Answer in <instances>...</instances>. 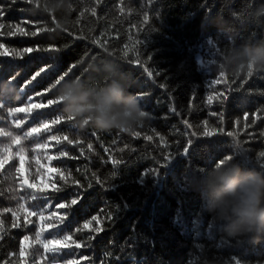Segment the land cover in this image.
Listing matches in <instances>:
<instances>
[{
	"label": "trees",
	"instance_id": "1",
	"mask_svg": "<svg viewBox=\"0 0 264 264\" xmlns=\"http://www.w3.org/2000/svg\"><path fill=\"white\" fill-rule=\"evenodd\" d=\"M247 2L71 0L69 10L52 14L34 10L32 0H0V88L12 82L11 94L0 96L5 101L0 129L21 137L41 122L52 129L22 142V165L15 156L18 146L9 149L22 167L16 187L21 178L46 185L48 204L44 220L31 216L32 225L12 228L37 209L30 202L18 209L7 192L13 185L7 179L0 182L5 192L0 196L5 229L0 233V264H264V235L259 240L228 236L194 187L195 179L225 156L242 170L264 169V71L235 77L224 72L221 77L215 70L235 28L237 45L264 39V19L245 24L232 16ZM19 29L29 35L21 36ZM26 48L59 51L51 58L12 55ZM109 53L131 70L134 82L125 92L140 93L137 100L150 114L134 131L101 130L91 123L81 128L75 118L68 121L62 103L49 104L58 101L53 85L61 77L101 85L103 80L84 67ZM50 65L52 70L33 82ZM214 80L219 83L211 84ZM36 105L43 113L36 119L27 112L8 115L13 108L35 111ZM16 121H22L19 128ZM205 130L214 134L204 136ZM37 143L48 147L33 151ZM4 144H10L9 137H0V146ZM54 217H64V223ZM49 224L61 229L42 237L59 242L62 252L56 258L42 247L34 251L35 232Z\"/></svg>",
	"mask_w": 264,
	"mask_h": 264
},
{
	"label": "clouds",
	"instance_id": "2",
	"mask_svg": "<svg viewBox=\"0 0 264 264\" xmlns=\"http://www.w3.org/2000/svg\"><path fill=\"white\" fill-rule=\"evenodd\" d=\"M32 4L34 10L52 14L71 8V0H32ZM232 16L237 22L243 20L245 24L258 25L264 19V0H248L241 11H233ZM237 31L235 28L228 33L233 42L221 52L215 70L234 77L250 69L264 71V39L255 44L237 45L234 43ZM84 71L98 75L103 83L91 86L84 78L75 77L53 85L64 113L75 118L79 127L91 123L101 130L116 128L127 132L148 121L150 114L137 100L140 93L125 92L126 86L134 80L120 57L106 54L89 61ZM194 187L228 236L251 235V239L259 240L264 235V169L242 170L229 163V157L225 156L203 171L195 179Z\"/></svg>",
	"mask_w": 264,
	"mask_h": 264
},
{
	"label": "snow or ice",
	"instance_id": "3",
	"mask_svg": "<svg viewBox=\"0 0 264 264\" xmlns=\"http://www.w3.org/2000/svg\"><path fill=\"white\" fill-rule=\"evenodd\" d=\"M99 2V0H97V3ZM92 14L95 15V9H92ZM41 31H48V29H42ZM19 34L21 36L24 35H29V33H26L23 29H19ZM37 33L36 32H32L31 35L35 36ZM59 50L56 48H47V49H42V48H26L23 50V52H16L15 50H13L12 55L14 57H22L24 54L27 53H43L45 55H49V57L51 58V53L53 52H58ZM7 54V53H5ZM75 66V65H74ZM54 67V65H50L48 67L45 68H41L32 78L33 82L36 81L37 77H41L42 75H47L48 72H50L52 70V68ZM253 70H249V75L252 74ZM149 75H151V73H149ZM225 73L224 72H220V76L224 77ZM63 79V77H61V79L56 81V84H59L60 81ZM11 81L8 82V85H5L3 88H0V96H9L11 94V87L9 85H11ZM219 83V80H214L211 81V84H217ZM27 87V85L25 86ZM23 91V89L21 90ZM213 96H209L208 97V104H212L213 103ZM216 100H219L220 97L216 96L215 97ZM29 100H31V98H29ZM4 103L5 101L3 99H0V109H2L4 107ZM52 103H62L61 100L58 99V101H49V104ZM41 108L40 105H36L35 106V111L33 108H28V109H22V108H13V109H9L8 110V115L9 116H13L15 113L17 112H27L28 114L33 116V119L38 118L40 115H42L43 113L39 111V109ZM213 115H215V113H213ZM0 119H3V117H0ZM221 119H223V117H221ZM73 118L72 117H68V121H72ZM57 121H52L53 124L57 123ZM22 121H16L15 125L17 128H19L21 126ZM185 124H187V121H184ZM207 123V121H205V124ZM52 129L48 126L47 123L45 122H41L40 126L37 128H32L30 130H28L27 132H24L23 136H19V135H13L12 132L10 131H5L4 129H0V137H9L10 138V144H4L2 146H0V182H3V180L7 179L11 182V184L13 186L9 187L7 189L8 193H11L10 199L13 200L14 202L17 203L18 205V209H25V203H29L30 202V206L37 209V211L35 212H27V215L25 216V222L24 224H20L18 221L14 222L12 224V228H27L28 225H32L33 221L31 219H29V217L31 216H39L40 220H44V212L47 211V207L46 205L48 204V197L45 195L47 186H40L38 187L36 184L33 183H29L27 178H21L18 187H16L17 184V175L20 174L22 172V167H17L14 159L15 157L8 155L9 149L11 147V145H17L18 146V151L15 154L16 157H19L21 165L24 162V155L23 153L25 152L24 147L22 146V142L25 140H28L29 138L32 139H39L41 136V132H50ZM223 131V130H221ZM214 134L211 131H207L205 130L203 135L204 136H210ZM230 136H233V133L229 132L227 133ZM133 135H135L136 137L140 136L139 132H134ZM50 139L52 140H56L57 144H59L61 141L53 136L50 137ZM64 140L67 141V143L69 145L73 144V141L68 139V137H64ZM147 140H152V136H147L146 137ZM48 147L47 143H37L35 145V149H33V151L37 150V149H46ZM89 148H91V145L88 146ZM61 156H66L67 153H61ZM261 157H264V153H260ZM49 159H53V157H49ZM11 161V163H10ZM7 165V168H6ZM61 180L64 179L63 176L60 177ZM52 188L54 191H59L58 188H56L55 184L52 185ZM22 190V191H21ZM5 195L4 191H0V196ZM72 204H75L76 201L73 200L71 202ZM59 207H65L64 205H60ZM68 207H71V205H69ZM5 212H9L12 211L11 209H5ZM12 215L13 217L17 216V212L12 211ZM54 219L56 221H58L59 224H63L64 223V217H54ZM50 229H53L54 231H50ZM61 229L58 227L57 224H49L48 227H44L41 228L40 230L35 232V244L38 246L34 249V251H39V248L42 247L44 249V251L46 253L51 254V256L53 258H56L61 252L62 249L57 247L56 244L59 243L58 241H53V240H48V239H42V237L47 234V235H58L59 231ZM5 229H4V225H3V221H0V233H4ZM28 237H25V240H27ZM64 240L67 241L68 237L65 236ZM72 243L74 244L75 241H72ZM65 248L69 249V252H71L72 250L69 248L68 244L64 245ZM24 252V248L22 246L21 248V255H23ZM68 254V253H65Z\"/></svg>",
	"mask_w": 264,
	"mask_h": 264
},
{
	"label": "bare ground",
	"instance_id": "4",
	"mask_svg": "<svg viewBox=\"0 0 264 264\" xmlns=\"http://www.w3.org/2000/svg\"><path fill=\"white\" fill-rule=\"evenodd\" d=\"M78 176V175H77Z\"/></svg>",
	"mask_w": 264,
	"mask_h": 264
}]
</instances>
